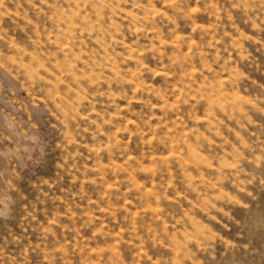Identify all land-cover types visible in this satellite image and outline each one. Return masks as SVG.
Here are the masks:
<instances>
[{
  "label": "clouds",
  "instance_id": "9594fccd",
  "mask_svg": "<svg viewBox=\"0 0 264 264\" xmlns=\"http://www.w3.org/2000/svg\"><path fill=\"white\" fill-rule=\"evenodd\" d=\"M0 264H264V0H0Z\"/></svg>",
  "mask_w": 264,
  "mask_h": 264
}]
</instances>
